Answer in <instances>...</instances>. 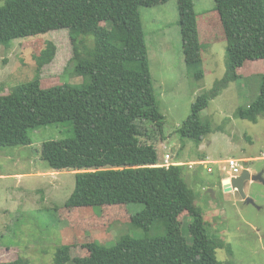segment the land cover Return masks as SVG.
<instances>
[{
	"label": "trees",
	"instance_id": "1",
	"mask_svg": "<svg viewBox=\"0 0 264 264\" xmlns=\"http://www.w3.org/2000/svg\"><path fill=\"white\" fill-rule=\"evenodd\" d=\"M168 0H2L0 45L66 29L73 56L67 69L79 83L43 87L39 72L7 94H0V146L29 145V130L71 122L73 136L47 140L41 157L51 170H75V187L66 209L127 207L128 223L144 231L138 238L125 236L112 246L92 240L81 255L61 244L54 264H234L220 261L217 248L229 244L211 235L184 177V165H159L157 147L149 141L162 136L163 115L158 109L149 68L140 6ZM185 63L201 78L202 44L198 39L193 0H177ZM226 40L224 76L207 93L198 94L178 131L200 144L210 124L200 112L230 82L244 78L238 70L246 61L264 59V0H214ZM54 45L46 40L34 56L38 68L51 60ZM253 79L258 94L235 116L256 122L264 115V73ZM152 129L142 131L141 124ZM146 137L148 140L142 139ZM163 138V136H162ZM192 216L191 243L180 232L182 215ZM161 223L164 233L148 232ZM0 264H31L18 256Z\"/></svg>",
	"mask_w": 264,
	"mask_h": 264
},
{
	"label": "rangeland",
	"instance_id": "2",
	"mask_svg": "<svg viewBox=\"0 0 264 264\" xmlns=\"http://www.w3.org/2000/svg\"><path fill=\"white\" fill-rule=\"evenodd\" d=\"M193 2L202 44L203 75L199 79L191 75L185 63L177 0L139 8L156 103L164 119L163 138L157 134L149 141L156 145L159 161L166 152L173 161H210V172L202 164H182L184 180L208 232L229 244V248H217V259L234 264H264V182L245 184L244 192L253 204L245 203L233 191L224 192L221 184L227 176V165L222 160L228 157H250L246 163L255 173L261 172L264 179V115L258 116L256 122L235 116L237 107L257 96L256 83L253 79L246 81V77L264 73V59L246 61L238 70L244 78L230 82L209 98L200 118L209 122L211 130L200 144L183 137L178 129L197 95L208 94L225 73L226 40L214 0ZM46 40L53 43L54 53L38 68L34 56L44 48ZM72 56L66 29L0 45V94L31 80L37 71L43 87L79 83L81 78L67 69ZM145 127L152 129L147 123L140 126L142 131ZM29 136V145L0 146V173L20 174L0 180V262L23 256L31 264H54V253L61 244L70 245L73 255H81L83 244L92 240L112 246L125 236L144 235L142 229L128 223L129 213L141 210L142 203L98 209L63 207L74 190L76 171L51 170L41 157V145L47 140L72 137L71 122L30 129ZM191 222L192 216L182 215L180 232L189 243ZM148 233L163 234L164 227L155 223Z\"/></svg>",
	"mask_w": 264,
	"mask_h": 264
},
{
	"label": "water",
	"instance_id": "3",
	"mask_svg": "<svg viewBox=\"0 0 264 264\" xmlns=\"http://www.w3.org/2000/svg\"><path fill=\"white\" fill-rule=\"evenodd\" d=\"M252 181L264 182V179L262 178L261 172H250L249 165L245 162L242 166L241 172L238 175L231 176L230 178H225L222 180V186L224 192H237L245 203L253 204L254 201L252 200V198L247 196L244 192L245 184ZM208 192H210L213 196L214 193L211 189H208Z\"/></svg>",
	"mask_w": 264,
	"mask_h": 264
},
{
	"label": "built area",
	"instance_id": "4",
	"mask_svg": "<svg viewBox=\"0 0 264 264\" xmlns=\"http://www.w3.org/2000/svg\"><path fill=\"white\" fill-rule=\"evenodd\" d=\"M172 155L169 152L164 153L162 160L159 162V165L168 167L170 164H172ZM209 160H203V161H198V162H193V163H189L188 166L192 167L195 164H202L205 167H207V170L210 172L212 171L211 167H208L207 165L209 164ZM225 164L227 165V176L226 178H230L231 176H235L238 175L241 172L242 169V161L238 158L235 157H228L225 160ZM224 168V167H223Z\"/></svg>",
	"mask_w": 264,
	"mask_h": 264
},
{
	"label": "crops",
	"instance_id": "5",
	"mask_svg": "<svg viewBox=\"0 0 264 264\" xmlns=\"http://www.w3.org/2000/svg\"><path fill=\"white\" fill-rule=\"evenodd\" d=\"M238 159H240L242 162H243V160L245 161V162H247L249 159H250V157H248V156H244V157H241V158H238ZM198 161H203V160H197V161H188V162H184V161H177L178 163H180V164H182V163H193V162H198ZM206 161V160H205ZM222 161H225V160H222ZM244 164V163H243ZM249 169H250V172H254V171H252V169L249 167ZM53 174V173H52ZM20 176V174H2V173H0V180L1 181H6V180H8V179H12V178H17V177H19ZM226 178V176L225 177H223L222 179H221V184H222V180L223 179H225Z\"/></svg>",
	"mask_w": 264,
	"mask_h": 264
},
{
	"label": "flooded vegetation",
	"instance_id": "6",
	"mask_svg": "<svg viewBox=\"0 0 264 264\" xmlns=\"http://www.w3.org/2000/svg\"><path fill=\"white\" fill-rule=\"evenodd\" d=\"M255 173V172H254ZM249 183V182H248ZM235 193H237V192H235ZM238 194V193H237ZM241 197V196H240ZM242 199V198H241ZM243 201V200H242Z\"/></svg>",
	"mask_w": 264,
	"mask_h": 264
}]
</instances>
